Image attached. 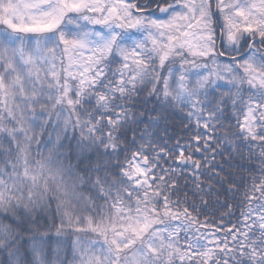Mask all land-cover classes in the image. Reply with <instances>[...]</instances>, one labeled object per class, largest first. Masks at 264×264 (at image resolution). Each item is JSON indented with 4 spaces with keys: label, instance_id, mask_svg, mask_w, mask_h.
Listing matches in <instances>:
<instances>
[{
    "label": "snow or ice",
    "instance_id": "snow-or-ice-1",
    "mask_svg": "<svg viewBox=\"0 0 264 264\" xmlns=\"http://www.w3.org/2000/svg\"><path fill=\"white\" fill-rule=\"evenodd\" d=\"M0 264H264V0H0Z\"/></svg>",
    "mask_w": 264,
    "mask_h": 264
},
{
    "label": "trees",
    "instance_id": "trees-1",
    "mask_svg": "<svg viewBox=\"0 0 264 264\" xmlns=\"http://www.w3.org/2000/svg\"><path fill=\"white\" fill-rule=\"evenodd\" d=\"M168 130H169L170 135L180 132L181 131L180 120L179 119L176 120L175 127H172L171 125H169ZM233 223H235L234 220H233Z\"/></svg>",
    "mask_w": 264,
    "mask_h": 264
}]
</instances>
